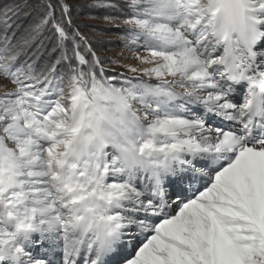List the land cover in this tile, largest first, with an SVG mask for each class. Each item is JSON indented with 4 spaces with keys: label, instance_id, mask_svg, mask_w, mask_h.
I'll return each instance as SVG.
<instances>
[{
    "label": "snow or ice",
    "instance_id": "1",
    "mask_svg": "<svg viewBox=\"0 0 264 264\" xmlns=\"http://www.w3.org/2000/svg\"><path fill=\"white\" fill-rule=\"evenodd\" d=\"M0 264H264V0H0Z\"/></svg>",
    "mask_w": 264,
    "mask_h": 264
},
{
    "label": "rangeland",
    "instance_id": "2",
    "mask_svg": "<svg viewBox=\"0 0 264 264\" xmlns=\"http://www.w3.org/2000/svg\"><path fill=\"white\" fill-rule=\"evenodd\" d=\"M89 21L90 22H88V23H91V24L95 25L96 27H104L103 21H101V20H89ZM118 53H119V49H116L115 52L110 53V54H118Z\"/></svg>",
    "mask_w": 264,
    "mask_h": 264
},
{
    "label": "trees",
    "instance_id": "3",
    "mask_svg": "<svg viewBox=\"0 0 264 264\" xmlns=\"http://www.w3.org/2000/svg\"><path fill=\"white\" fill-rule=\"evenodd\" d=\"M86 11V10H85ZM84 23H88V22H90L89 20H85V21H83ZM91 24V23H90Z\"/></svg>",
    "mask_w": 264,
    "mask_h": 264
}]
</instances>
